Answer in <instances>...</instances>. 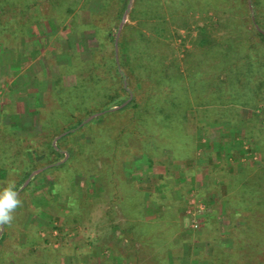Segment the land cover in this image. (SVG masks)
Instances as JSON below:
<instances>
[{
	"label": "rangeland",
	"instance_id": "rangeland-1",
	"mask_svg": "<svg viewBox=\"0 0 264 264\" xmlns=\"http://www.w3.org/2000/svg\"><path fill=\"white\" fill-rule=\"evenodd\" d=\"M84 1L78 0L73 13L65 14L63 9L55 8L51 0H0V4L5 7V12L1 15L2 21L16 19L23 23L20 33L0 28V36H4V40L8 39L5 45L0 43V125L7 126L4 133L0 132V158L7 164H11L20 156L13 148L15 144L8 142L7 134L12 132L11 136L16 134V137H37L41 130V113H54L57 110L56 100L62 93L57 83H61L62 87L72 86L75 81L73 63H77L75 61L79 58L90 56V47L94 40L90 30H84L83 26L89 23L91 12H98L101 0H87L86 8L79 9ZM258 1L259 19L264 23V0ZM32 2L35 5H31ZM28 4L32 7L23 12V15L14 13L16 8L23 9ZM162 11L165 13L167 10L163 7ZM207 15L210 18L199 12L189 13L187 16L176 13V17H179L176 23H180L183 17L187 23L179 28L177 24L169 22L167 39L161 43L157 42L154 47L157 54L164 56L162 66L172 65L174 71H181L186 77L185 82H190L188 77L194 74L197 75L192 78L194 82L202 79L207 81L216 76V71L210 67L217 58L204 59V48L199 43L200 36L206 35L211 40L208 45H223L226 40L234 42L245 35L243 28L238 26L247 21L243 15L231 16L232 19L225 20L223 26L218 24L211 11ZM137 21L130 20L125 12L118 27L120 29L123 23L131 26L125 34L131 45L138 36ZM203 26L205 30L200 34L199 29ZM244 28H250V25H244ZM116 34H119V30ZM14 35H19L20 38ZM193 86L194 88H189L188 95L193 103L198 97H213L209 91L201 92L198 87L200 82H195ZM35 89H38V93L34 98ZM29 95L31 100L27 101ZM230 96L222 94L220 100L227 102L219 103L218 111L209 108L207 115L200 113L201 123H206L208 118L214 116L221 117L218 122L210 124L206 132L200 127L195 130L193 126L191 118L197 114L195 105L188 109L190 120L186 130L196 135V161H183L185 170L178 175L174 176V170L171 174L170 170H167L170 167L174 169L179 160L171 158L166 148L163 149L165 154H161L155 164L146 156L137 154L129 156L118 166L117 171L121 173L128 188L131 187L124 196V201L135 198L139 191L147 195L144 203L149 209L147 208L141 217H136L134 212L126 208L123 212L114 202V212L110 218H106L104 212L111 206L108 203L111 196L110 186L105 181L102 183L99 175L93 174L100 169L99 158L102 156L97 157L95 161H87L89 164L86 167L93 172L87 174L83 188L85 190H78V196H84L85 203L68 205L66 194L61 196L51 191L49 175L43 179L38 178L27 190L18 191L23 202L22 207L16 210L13 222L0 229V236L4 235L0 240V264H132L133 247L139 252L141 259L148 262L154 248L142 242V232H138L139 236L133 240L131 246L116 226L131 218L138 222L139 227L143 223L149 225L142 226L143 234H152L153 230H156L152 223L157 215L153 209L159 205L157 201L165 202L166 199L173 203L172 210L176 211L173 219L176 229L170 236L172 250L167 252L169 256H179V264H205L208 255L215 252L220 245L234 254V249L231 248L233 233L236 231L233 223H242L240 216L248 215V209L251 208L255 217H250L248 223L251 222V225L246 227L244 236H248L245 244L253 246L255 243V247L252 249L251 260L247 259L243 264H262L264 148L260 150L262 133H257L255 129L256 125L262 127L264 124L263 107L259 103L242 105L240 102H231L228 99L235 100V96ZM93 102L92 98L88 99L86 105L89 106ZM100 113L89 115L85 120ZM255 114L258 116H254ZM128 115L129 113H112L105 119L96 121L95 127L100 129L114 124L118 126L127 120ZM14 121L17 128H13L9 123ZM142 130L156 131L160 133L158 137L165 140L170 127L151 125L146 128L142 126ZM81 137L83 138L82 134L75 136L74 140H82ZM20 142L21 140H16V143ZM80 143V146L84 145V142ZM20 160L14 161L15 166ZM90 161L95 164V168L90 165ZM34 174L36 172L31 175ZM241 174H244L241 179H245L244 183L247 182L249 190V196L243 203L247 211L241 209L240 216H234L231 213L238 211L239 203L235 200L243 183L238 179ZM12 176V173L0 168L1 184ZM161 193H165L166 198L160 199ZM138 195L143 199V195ZM251 197L254 200H251ZM186 199H189L190 203H185ZM228 199L234 206L230 210L225 206ZM74 213L77 217L75 220ZM36 224L38 226L34 228ZM205 225L210 232L205 235L214 236L212 244L203 233ZM36 235L47 237V242L44 244Z\"/></svg>",
	"mask_w": 264,
	"mask_h": 264
},
{
	"label": "trees",
	"instance_id": "trees-1",
	"mask_svg": "<svg viewBox=\"0 0 264 264\" xmlns=\"http://www.w3.org/2000/svg\"><path fill=\"white\" fill-rule=\"evenodd\" d=\"M86 2L87 0L78 8H86ZM51 3L55 8L63 9L65 14H71L77 7L78 0L69 2L51 0ZM31 5H25L23 9L16 8L14 13L23 15V12L32 7ZM163 7L167 10L165 13L162 11ZM259 7L258 0H101L98 12H91L89 23L83 26L84 30H90L94 40V44L90 47V56L85 59L79 58L75 61L77 63H73L72 71L75 73V81L72 86L62 87L61 83H57L62 90L56 100L57 110L54 113H41L39 119L41 130L37 137H16V134L11 136L12 132L7 134L8 142L15 144L13 148L19 152L20 156L13 160V164H7L0 158V168L13 175L12 178L10 177L13 180L7 178L8 180L3 184L0 183V187L3 188L9 181H15L16 191L23 192L38 178L43 179L44 176L49 175L51 191L61 196L66 194L68 205L76 204V202L85 203L84 196L82 198L78 196V190L79 188L82 191L85 190L83 188L87 174L93 172L86 167L89 164L87 161L89 159L95 161L97 157L102 156L99 158L100 169L93 174L99 175L100 181L102 183L105 181L110 186L111 196L108 203L111 206L104 212L106 218H110L114 212V202L121 210L123 209V212L126 208L134 212L136 217H141L148 208L144 203L147 195L137 191L138 194L143 195V199L137 194L130 201H124V196L131 189L126 185L121 173L117 171L124 160L131 155L139 154L151 159L155 164L160 155L165 154L163 149L166 148L171 158L179 160L175 163L174 169L170 167L167 170H170L169 174L174 170V176L178 175L185 170L183 161H196V135L186 130L190 120L188 109L195 105L194 110L197 114L191 118V121L195 130L200 127L205 132L210 124L218 122L221 117L214 116L208 118L206 123H201L202 114L200 113H208L209 108L218 111L217 105L227 102V100H220L222 94L235 96L237 101L227 99L231 102H240L242 105L259 103L264 113V23H261L259 19ZM4 10L5 7L1 3L0 28L20 33L22 31L20 26L23 23L16 19L2 21L1 15L5 12ZM209 11L212 16H216L220 26L225 25V20L232 19L231 16L243 15L247 21L241 22L238 26L243 28L245 35L234 42L226 40L223 45L216 43L208 45L211 40L206 35L199 37V43L204 48L202 54L204 59L217 58L213 64L214 67H210L211 70L216 71V76L207 81L205 79L195 81L200 82L198 87L201 92L209 91L213 97L211 99L198 97L193 103L188 95L189 90L195 85L192 78L197 75L188 77L190 82H185L186 77L181 71L176 69L174 71L172 65L162 66L164 56L157 54L154 47L157 42L161 43L167 39L166 31L169 22L177 24L179 28L187 23L185 17L180 23H176L179 18L176 17V13L187 16L189 13L199 12L208 17ZM125 12L130 20H138L136 30L138 36L133 45L125 36L127 29L131 26L123 23L121 28H118ZM247 24L250 28H244ZM117 30H119L118 35ZM204 30V26L200 27V34ZM14 36L19 37V35ZM3 38L4 36H0V43L5 45L8 39ZM91 98L94 102L89 106L86 105ZM94 113H100V115L96 114L89 120H85L87 116ZM112 113L117 115L129 113V115L127 120L118 126L114 124L100 129L95 127L96 121L105 119ZM151 125L170 127L166 134L167 139L158 137L160 133L156 131L142 130V126L146 128ZM6 128L7 126L0 125V132L4 133ZM255 130L257 133H262L261 150L264 148V124L262 127L256 125ZM81 134L82 140L79 138L74 140L75 136ZM86 137L89 138L86 139ZM16 140L21 142L16 143ZM81 141L84 145L80 146ZM19 159L21 160L15 166L14 161ZM90 165L95 168V164L93 162L91 164V161ZM34 172L36 174L31 175ZM243 175H238V179L243 183L239 187L238 197L235 200L239 203L238 211L231 213L234 216H240L241 209L247 211L243 203L249 196V190L247 182L244 183L245 179H241ZM78 178L81 179L78 181ZM161 194L160 199L166 198L165 193ZM185 198L188 197L185 196ZM189 199H186L185 203H188ZM251 200H254L253 197ZM157 203L159 205L153 209L157 215L152 223L156 230L152 229V234H143L142 226L149 225L143 223L139 227L138 222L131 218L116 226L131 246L140 231L143 237L142 242L154 248L150 253L153 255L148 257L147 262L141 259L139 252L133 247L132 264H179L180 257L169 256L167 252L172 250L170 236L176 229L173 222L176 211L172 210L173 203L169 199L165 202L159 200ZM225 206L229 207V210L234 207L229 199L226 200ZM248 211V215L240 216L242 223H233V228L236 229L231 241L234 254L220 245L215 252L208 255L205 264H243L247 259L251 260L255 243L254 247L245 244L248 236L244 234L246 227L251 225V222L248 223L251 220L250 217L252 216L253 219L255 214L252 208ZM75 214H73L74 220L77 218ZM206 225L203 230L204 235L209 232ZM36 226L38 225H34V228ZM36 236L41 238L44 244L47 242V237ZM3 237L2 234L0 240ZM205 237L212 244L214 236L211 237L208 234ZM256 244L258 245L257 242ZM261 263L264 264V261Z\"/></svg>",
	"mask_w": 264,
	"mask_h": 264
},
{
	"label": "clouds",
	"instance_id": "clouds-1",
	"mask_svg": "<svg viewBox=\"0 0 264 264\" xmlns=\"http://www.w3.org/2000/svg\"><path fill=\"white\" fill-rule=\"evenodd\" d=\"M22 204L15 181H9L6 186L0 188V229L13 222L16 210L22 207Z\"/></svg>",
	"mask_w": 264,
	"mask_h": 264
},
{
	"label": "crops",
	"instance_id": "crops-1",
	"mask_svg": "<svg viewBox=\"0 0 264 264\" xmlns=\"http://www.w3.org/2000/svg\"><path fill=\"white\" fill-rule=\"evenodd\" d=\"M38 89H35L34 90V98L36 97V95H37V93H38V91H37ZM27 101H30L31 99H30V95L27 97V99H26ZM37 102V101H36ZM35 102V104H37ZM26 114H29V115H31L30 113H26ZM6 116H4V118H5ZM12 126H13V128H17L18 126L16 125V122L14 121V122H9Z\"/></svg>",
	"mask_w": 264,
	"mask_h": 264
}]
</instances>
